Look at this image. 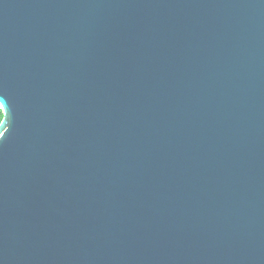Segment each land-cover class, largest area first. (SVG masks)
Segmentation results:
<instances>
[{
  "label": "water",
  "instance_id": "1",
  "mask_svg": "<svg viewBox=\"0 0 264 264\" xmlns=\"http://www.w3.org/2000/svg\"><path fill=\"white\" fill-rule=\"evenodd\" d=\"M0 264H264V0H0Z\"/></svg>",
  "mask_w": 264,
  "mask_h": 264
},
{
  "label": "snow or ice",
  "instance_id": "2",
  "mask_svg": "<svg viewBox=\"0 0 264 264\" xmlns=\"http://www.w3.org/2000/svg\"><path fill=\"white\" fill-rule=\"evenodd\" d=\"M3 105L0 104V107H2ZM0 123H3V121H0ZM5 134H4V131H0V137H3Z\"/></svg>",
  "mask_w": 264,
  "mask_h": 264
},
{
  "label": "trees",
  "instance_id": "3",
  "mask_svg": "<svg viewBox=\"0 0 264 264\" xmlns=\"http://www.w3.org/2000/svg\"><path fill=\"white\" fill-rule=\"evenodd\" d=\"M2 118H3V112H2V110L0 108V121L2 120Z\"/></svg>",
  "mask_w": 264,
  "mask_h": 264
}]
</instances>
